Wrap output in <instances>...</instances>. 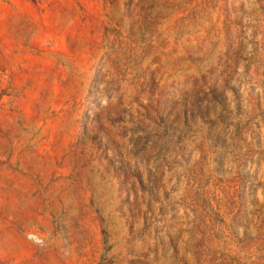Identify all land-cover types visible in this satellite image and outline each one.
Returning a JSON list of instances; mask_svg holds the SVG:
<instances>
[{"label":"rangeland","instance_id":"obj_1","mask_svg":"<svg viewBox=\"0 0 264 264\" xmlns=\"http://www.w3.org/2000/svg\"><path fill=\"white\" fill-rule=\"evenodd\" d=\"M0 264H264V0H0Z\"/></svg>","mask_w":264,"mask_h":264}]
</instances>
